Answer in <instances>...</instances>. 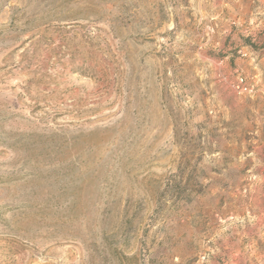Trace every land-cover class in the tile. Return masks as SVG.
Returning a JSON list of instances; mask_svg holds the SVG:
<instances>
[{"label":"rangeland","instance_id":"1","mask_svg":"<svg viewBox=\"0 0 264 264\" xmlns=\"http://www.w3.org/2000/svg\"><path fill=\"white\" fill-rule=\"evenodd\" d=\"M0 264H264V0H0Z\"/></svg>","mask_w":264,"mask_h":264},{"label":"built area","instance_id":"2","mask_svg":"<svg viewBox=\"0 0 264 264\" xmlns=\"http://www.w3.org/2000/svg\"><path fill=\"white\" fill-rule=\"evenodd\" d=\"M233 88L238 94H251V93H253V87L248 85L247 78L244 77L243 75L238 76V79H237L235 85L233 86Z\"/></svg>","mask_w":264,"mask_h":264}]
</instances>
